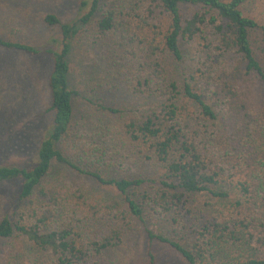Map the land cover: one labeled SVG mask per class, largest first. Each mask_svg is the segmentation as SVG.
<instances>
[{"label":"trees","instance_id":"obj_1","mask_svg":"<svg viewBox=\"0 0 264 264\" xmlns=\"http://www.w3.org/2000/svg\"><path fill=\"white\" fill-rule=\"evenodd\" d=\"M245 2L86 0L81 9L87 12L74 22L44 16L45 24L60 30L56 48L0 37L1 49L45 53L52 60L47 82L52 121L36 163L0 167V183L21 182L17 198L29 222L20 225L4 216L0 240L18 232L38 248L59 254L60 264H90L117 246L134 223L144 222L146 200L153 198L139 191L158 182L163 210L178 219L191 213L189 195L205 194L221 207L216 217L194 227L196 239L189 247L146 229L149 242L167 244L186 264H264V93L257 91L264 90V24L243 14ZM96 14L101 33L115 32L132 45L126 83L133 84L135 106L132 111L101 105L116 120L108 134L163 165V179L117 177L104 154L74 146L70 55L74 38ZM195 39L203 62L184 70L181 45ZM58 166L97 187L112 188L117 196L106 199L84 187L71 189L65 177L55 179ZM62 209L74 215V222L40 232Z\"/></svg>","mask_w":264,"mask_h":264},{"label":"rangeland","instance_id":"obj_2","mask_svg":"<svg viewBox=\"0 0 264 264\" xmlns=\"http://www.w3.org/2000/svg\"><path fill=\"white\" fill-rule=\"evenodd\" d=\"M82 1L86 0H0V37L40 48H56L58 44L54 41L60 40V30L45 24L44 16L55 15L63 24L74 22L87 12L81 9ZM242 12L264 24V0H246ZM99 19L100 15L96 14L82 27L74 38L70 55V85L75 91L72 130L77 136L74 146L83 148L84 152L89 149L104 154L106 164L110 163L109 169L117 177L163 179V165L146 160L143 153L138 154V148L121 146L108 134L116 127V120L101 105L132 111L135 106L133 84L126 83L131 74L128 53L132 45L115 32L101 33L97 29ZM181 48L180 65L184 70L204 59L197 39L182 44ZM114 60L120 65H112ZM51 63V57L45 53L29 55L0 48V167L29 168L36 163L37 149L52 121L47 85ZM257 91L264 93L261 87ZM62 150L67 152V147L62 146ZM62 177L71 189L84 187L106 199L117 196L112 188L97 187L91 179L58 166L55 179ZM20 184L19 180L0 183V220L7 215L14 223L27 225L29 219L21 215L24 206L17 198ZM143 192L153 198L146 200L144 222L134 223V228L117 246L92 259L90 264H150L149 254L153 264H186L167 244L149 242L146 229L154 235L174 237L189 247L196 239L194 227L204 219L216 217L221 207L205 194L189 195L191 213L178 219L172 211L163 210L165 203L160 200L158 182L145 184L139 191ZM73 216L69 211L58 210L50 226L42 227L40 232L74 222ZM59 258V254L38 248L18 232L0 240V264H60Z\"/></svg>","mask_w":264,"mask_h":264}]
</instances>
